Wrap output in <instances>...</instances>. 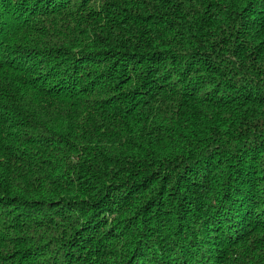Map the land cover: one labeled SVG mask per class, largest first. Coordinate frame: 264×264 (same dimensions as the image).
I'll use <instances>...</instances> for the list:
<instances>
[{
	"label": "trees",
	"instance_id": "trees-1",
	"mask_svg": "<svg viewBox=\"0 0 264 264\" xmlns=\"http://www.w3.org/2000/svg\"><path fill=\"white\" fill-rule=\"evenodd\" d=\"M0 264H264V0H0Z\"/></svg>",
	"mask_w": 264,
	"mask_h": 264
}]
</instances>
